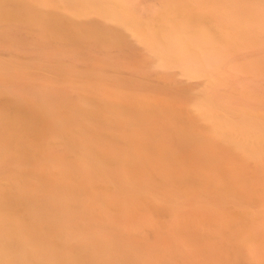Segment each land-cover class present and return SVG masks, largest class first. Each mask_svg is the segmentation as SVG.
<instances>
[{"label":"bare ground","instance_id":"obj_1","mask_svg":"<svg viewBox=\"0 0 264 264\" xmlns=\"http://www.w3.org/2000/svg\"><path fill=\"white\" fill-rule=\"evenodd\" d=\"M0 264H264V0H0Z\"/></svg>","mask_w":264,"mask_h":264}]
</instances>
